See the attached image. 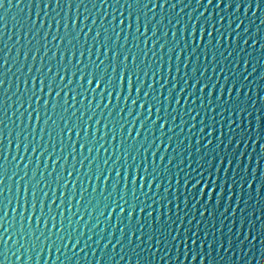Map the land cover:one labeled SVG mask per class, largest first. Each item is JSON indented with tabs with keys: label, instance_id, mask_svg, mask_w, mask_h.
I'll list each match as a JSON object with an SVG mask.
<instances>
[{
	"label": "water",
	"instance_id": "water-1",
	"mask_svg": "<svg viewBox=\"0 0 264 264\" xmlns=\"http://www.w3.org/2000/svg\"><path fill=\"white\" fill-rule=\"evenodd\" d=\"M0 264H264V0H0Z\"/></svg>",
	"mask_w": 264,
	"mask_h": 264
}]
</instances>
